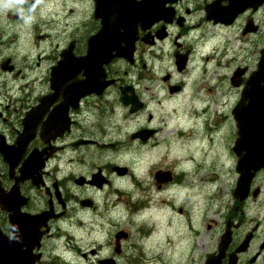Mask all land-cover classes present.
<instances>
[{
    "label": "flooded vegetation",
    "instance_id": "flooded-vegetation-1",
    "mask_svg": "<svg viewBox=\"0 0 264 264\" xmlns=\"http://www.w3.org/2000/svg\"><path fill=\"white\" fill-rule=\"evenodd\" d=\"M245 4L246 0H179L172 5L175 17L170 24L156 23L140 36H147V41L154 45L148 46L142 41L137 43L139 50L144 51L148 47L154 48L157 54H163L165 60L160 62V68L165 67L167 73L151 70L135 72L133 66L121 71L117 64H110L105 67L107 73L104 82L113 81V84L106 87L102 95H90L80 100L75 97L65 99L52 90L50 69L57 62L54 61L55 56L48 65L49 71L47 68L39 73L28 71L26 67L17 68L15 63L12 73L5 72L2 65L8 58L0 57V87L5 85L4 98L11 79L33 73L25 80L27 89L24 101L13 99L11 104L0 102V150L5 152H0V181L3 188L0 202L8 200L12 206H16L27 199V203L21 207L23 213L50 216L49 221L42 218V221L34 223L37 231L50 230L33 249L36 264H63L60 256L73 262L76 255L71 246L72 240L66 242L64 249L60 248L59 243L64 237L62 225H72V218L78 216L77 213L87 216L93 224L95 220L109 224L115 219L119 221L111 216V194L105 195V200H108L105 202L98 200V196L104 195L111 187L120 192L115 183L130 173L129 169L126 174L114 169L116 165L123 164L118 161L112 164L110 158L127 140L129 124L135 121L132 118L139 119V131L156 132L147 142L150 143L159 134V130L152 125V106L161 109L168 107L173 112L170 120L173 123V119L177 122L181 120L179 112L186 111V106L190 108L200 102L201 95L210 93L217 97L222 94L223 86L221 91L208 88L207 82H216L218 74L202 71V63L208 61V58L202 57L204 51L219 42H227L228 45L246 48L251 52L253 62L258 63L264 51V0L258 5L257 0H249L247 8L243 7ZM36 32H39L37 28ZM75 41L77 44L79 38L76 37ZM174 55L183 57L180 64L186 59L183 72H178ZM41 63L37 62L38 68H41ZM142 68L147 69L148 65L143 64ZM5 76L7 80L4 81ZM220 80L222 83L230 82V75ZM101 81L99 79L95 86L99 88ZM127 102L130 104L127 105ZM133 106L139 110L132 112ZM186 124H177L176 127L184 129ZM129 140L145 144L141 138L135 140L132 133ZM22 170L26 176L24 181H20ZM259 174L264 178V171ZM259 174L254 177L244 199L240 200L232 193L233 198L221 200L213 217H224L222 225L214 220L208 224V212L203 214V237L199 245L206 254L209 238L213 242L210 251L218 253L222 238L227 236L228 249L221 264H264V218L262 222H255L248 217L249 206L259 201L264 207V187L261 186L264 179L256 184ZM155 182V188L159 190L171 186L174 180L162 186L157 180ZM257 191L259 194L256 197ZM117 202L114 205H118ZM163 210L168 211V207L157 208L158 213ZM157 221L162 226L163 222ZM230 221H233L232 235H227L226 228ZM0 227L11 237L9 214L1 208ZM74 229L78 230L77 224ZM109 232L110 228H107L105 235ZM121 232L128 238L133 236L129 231ZM115 238V235L111 236L104 245L109 246L106 259L114 260L115 264H127L122 241L119 242L121 253H115ZM247 239L250 247L232 262V254ZM98 252L93 248L89 253L97 257ZM207 256H204L202 264H205ZM82 257L86 255L82 254ZM100 259L96 264H100Z\"/></svg>",
    "mask_w": 264,
    "mask_h": 264
},
{
    "label": "rangeland",
    "instance_id": "rangeland-1",
    "mask_svg": "<svg viewBox=\"0 0 264 264\" xmlns=\"http://www.w3.org/2000/svg\"><path fill=\"white\" fill-rule=\"evenodd\" d=\"M185 151H186L185 145L182 146L180 143L176 142V143L164 145V147H162V146L157 147L155 150H152L151 152H149L147 154V158L143 157V161H144L143 164L144 165L142 164V162L139 161L138 155L134 156V155H129V153H128L126 155L125 159H129L132 162V164L136 166L137 169L142 170V168L145 169L147 167V164H149L153 159H155V158L159 159V158H163L164 157L165 161L160 162L158 165L154 164L153 168L154 167L155 168L161 167V169H174L173 167H175L176 158L180 157L182 153L184 155ZM218 151H219V148H218ZM211 152H212V150H208V154L209 155L211 154ZM212 156L213 155H211L209 158H212ZM177 169H181V166H179ZM143 177H144V181H145L144 186H146V182H147V179H148L147 173H144ZM204 194H206V193L203 192V195ZM121 197L124 200H126V193H123ZM201 202H205V201L200 199L197 204L199 205ZM212 206H213V204H209L208 210ZM184 219H185V216H178V215L174 216V221H175V223L177 225L176 226L177 228L180 227V226H184V223H185ZM127 220L129 221L130 224L134 225V227L131 228L130 226H128L126 224H123L121 226L122 228H124V229H129L130 228L132 231H134L136 229V227L139 226V224L132 223L130 221V216H128ZM138 228L141 229V233L142 234H140V235H143L145 230L142 229L141 225ZM178 233L179 232H177V235H178ZM184 238H185V235H184ZM162 240H164L163 237H161L159 239L160 243H161ZM181 240L183 241V246H182L183 248H180V246H176V250L169 251V260H168V263H166V264H179L183 260L186 261V264H194L196 252H194L193 250H191L189 252V248H187L185 246V240H183V239H181ZM99 247H101V245ZM154 252H155V250H154ZM151 254H152V256H154V253H151ZM161 264H165V263H161Z\"/></svg>",
    "mask_w": 264,
    "mask_h": 264
},
{
    "label": "water",
    "instance_id": "water-1",
    "mask_svg": "<svg viewBox=\"0 0 264 264\" xmlns=\"http://www.w3.org/2000/svg\"><path fill=\"white\" fill-rule=\"evenodd\" d=\"M101 4L104 6V1H102ZM148 4H151V2H144L145 6ZM149 16L152 17V14ZM131 25L132 23L127 20L124 27L125 32L123 34L113 30L107 24H105L102 30V35L108 37L107 40L109 39L111 42V44H109L111 50L118 51V55H122V48L120 47V43L122 42V40H125L127 42L131 41V43H133L134 41V38L132 36L133 32L131 30ZM134 34H136V31ZM262 68L264 69V63L262 65ZM249 94L250 93L248 92L244 94L245 99L251 98ZM255 98L259 101L261 99L264 101V96H256ZM251 103L253 105L254 101H251ZM254 105L258 108L259 111L264 110V102L256 101ZM247 121H249V119H247ZM11 220L12 224L14 225V245L12 246L6 238H2L0 240V264H27L29 256L25 254V250L22 243H24V240L28 238L29 233L25 229L22 230L18 226H16V224L14 223L13 216L11 217Z\"/></svg>",
    "mask_w": 264,
    "mask_h": 264
},
{
    "label": "clouds",
    "instance_id": "clouds-1",
    "mask_svg": "<svg viewBox=\"0 0 264 264\" xmlns=\"http://www.w3.org/2000/svg\"><path fill=\"white\" fill-rule=\"evenodd\" d=\"M34 0H16L15 4H8L5 5V7H7L9 9V11H12L14 15H16L19 12V5L21 4H28L29 7V11L32 13V16L30 17V19L28 21H25L24 23H30L36 19L40 18V8L42 7V5H40L39 3H35V7L32 6ZM143 0H137V3H142ZM262 85H264V81L261 82ZM101 258H103V254H101Z\"/></svg>",
    "mask_w": 264,
    "mask_h": 264
},
{
    "label": "bare ground",
    "instance_id": "bare-ground-1",
    "mask_svg": "<svg viewBox=\"0 0 264 264\" xmlns=\"http://www.w3.org/2000/svg\"><path fill=\"white\" fill-rule=\"evenodd\" d=\"M165 207V206H164Z\"/></svg>",
    "mask_w": 264,
    "mask_h": 264
}]
</instances>
